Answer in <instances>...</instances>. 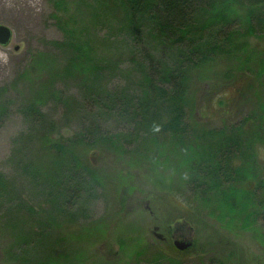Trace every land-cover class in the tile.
<instances>
[{
    "label": "rangeland",
    "instance_id": "1",
    "mask_svg": "<svg viewBox=\"0 0 264 264\" xmlns=\"http://www.w3.org/2000/svg\"><path fill=\"white\" fill-rule=\"evenodd\" d=\"M30 1L35 5L0 0V24L13 31L10 43H0V87L9 89L3 97L9 101V112L0 126V172L8 175L18 197L33 207L6 212L0 206V264L3 259L13 258L7 247L15 240V230L26 231L42 224L39 211L53 210L46 182L42 178L37 182L31 170L25 169L30 149L37 144L27 135L37 129L22 112L29 82L19 76L27 69L32 79H46L49 66L61 67L66 54L51 42L63 40L64 33L57 24L52 0ZM73 1L67 4L68 15L74 14ZM83 8L80 25L90 28L91 10L86 5ZM117 32L116 28L99 26L97 34L103 40L104 35ZM248 42L249 48L241 53L243 63L219 58L195 71L191 81L194 102L186 116L198 132L239 123L256 109L260 99L241 79H258L264 61V38L252 36ZM111 44L106 41L97 45L101 57L115 60L122 49H127L122 42L113 47ZM141 52L135 58L126 52L120 54L117 60L121 68L111 87L141 93ZM261 77L264 79V75ZM77 83L73 79L57 81L58 87L74 97L73 102L58 104L49 100L43 106L47 121L57 127L55 135L72 138L89 124L99 123L101 130L118 136L120 145L127 147L107 148L99 142L94 148L97 152H83L97 176H87L78 203L67 213L56 212L51 227L45 226L47 236L38 239L43 241L41 254L53 250L61 256L59 264H171V257L164 254L176 256L183 264H264L263 216L251 229H244L243 219L231 221L230 214L223 217L219 208L202 205L186 184V162L177 151H182V145L175 144V149L171 143L154 145L156 152L146 157L147 139L142 135L135 138L131 117L121 116L118 111L84 110ZM258 147L262 172L255 183L264 180V145ZM256 193L260 198L264 190ZM176 239L193 241V245L180 250L174 245Z\"/></svg>",
    "mask_w": 264,
    "mask_h": 264
},
{
    "label": "trees",
    "instance_id": "2",
    "mask_svg": "<svg viewBox=\"0 0 264 264\" xmlns=\"http://www.w3.org/2000/svg\"><path fill=\"white\" fill-rule=\"evenodd\" d=\"M52 1L64 36L51 44L63 50L65 62L59 68L49 66L46 79H32L27 69L19 79L29 82L21 109L37 129L27 135L37 144L30 149L25 169L31 170L34 180L42 178L46 182L53 210L39 211L42 224L26 231L15 230V240L7 247L13 258L3 259L2 264H59L61 256L53 250L41 254L43 241L38 239L47 236L45 226L51 227L56 212L67 213L78 203L86 177L97 176L83 152H97L94 148L99 142L107 148L127 147L120 145L118 136L101 130L99 123L89 124L72 138L55 135L57 127L47 121L43 106L49 100L58 104L75 100L58 87L59 80L78 82L84 110L118 111L121 116H130L135 138L142 135L147 139L146 157L156 152L154 145L171 143L173 149L175 144L182 145L185 153L177 151L186 162V184L202 205L219 208L223 217L230 214L231 221L243 219L244 229H251L260 215L264 217V195L258 198L256 193L264 190V180L255 183L262 172L257 160L258 146L264 145V79H260L264 61L258 79H241L260 99L243 121L200 133L186 116L194 102L191 81L195 71L219 58L243 63L241 53L249 48V38H264V0H76L73 15H68L67 7L73 0ZM84 5L91 10L90 28L80 25ZM99 26L116 28L118 32L106 34L102 40L97 34ZM106 41L112 47L120 42L127 46L118 54L119 59L122 52L135 58L142 51L140 94L109 85L121 66L118 58L101 57L97 45ZM8 91V87H0V126L9 112V101L3 99ZM0 206L6 212L33 209L28 201L18 197L3 172ZM170 255L164 254L171 257V264H183Z\"/></svg>",
    "mask_w": 264,
    "mask_h": 264
},
{
    "label": "water",
    "instance_id": "3",
    "mask_svg": "<svg viewBox=\"0 0 264 264\" xmlns=\"http://www.w3.org/2000/svg\"><path fill=\"white\" fill-rule=\"evenodd\" d=\"M13 37L12 29L6 24H0V43L6 45L10 43ZM19 47L16 46V49ZM174 244L179 249H186L192 245V241L175 240Z\"/></svg>",
    "mask_w": 264,
    "mask_h": 264
},
{
    "label": "bare ground",
    "instance_id": "4",
    "mask_svg": "<svg viewBox=\"0 0 264 264\" xmlns=\"http://www.w3.org/2000/svg\"><path fill=\"white\" fill-rule=\"evenodd\" d=\"M17 1H19L20 3H22L23 4V6H27V7H29V6H31L32 7V5L31 4H33V5H35V2H31L30 0H17ZM22 6V7H23Z\"/></svg>",
    "mask_w": 264,
    "mask_h": 264
},
{
    "label": "flooded vegetation",
    "instance_id": "5",
    "mask_svg": "<svg viewBox=\"0 0 264 264\" xmlns=\"http://www.w3.org/2000/svg\"><path fill=\"white\" fill-rule=\"evenodd\" d=\"M178 240H180V239H178ZM183 241V240H182ZM191 247V246H190ZM189 248V247H188ZM188 248H186V249H188ZM183 250H185V249H183Z\"/></svg>",
    "mask_w": 264,
    "mask_h": 264
}]
</instances>
